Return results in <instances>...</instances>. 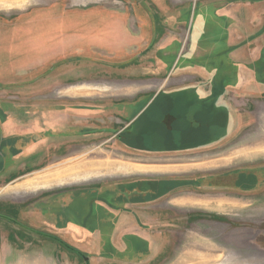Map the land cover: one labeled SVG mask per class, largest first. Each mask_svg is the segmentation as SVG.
Instances as JSON below:
<instances>
[{
  "label": "rangeland",
  "instance_id": "374dc122",
  "mask_svg": "<svg viewBox=\"0 0 264 264\" xmlns=\"http://www.w3.org/2000/svg\"><path fill=\"white\" fill-rule=\"evenodd\" d=\"M226 2L0 0V121L6 119L5 111L18 113L25 107H38L43 121H46L43 114L56 110L61 125L74 122L73 117L76 123L89 125L67 126L75 129V138L62 140L65 132H61L60 141L52 142L48 157H40L37 164L25 162L28 168L41 166V171H35L39 174L48 171V165L58 163L54 167L59 172L58 178H44V187L36 186L35 192L17 188L18 183L35 173L29 171L10 185L11 191L0 188V217L6 214L22 220L18 228L0 218V257L2 251H21L28 257L38 256L37 260H43L44 264H91L58 241L36 235L30 229L25 234L23 224H29L41 232H55L85 251L100 248L91 242L69 240L60 230L64 225L59 228L50 225L54 224L52 219L56 214L63 213L62 204H54L51 194L74 188L83 194L84 189L86 197L76 199L72 208L97 209L104 203L107 206L113 203V188L117 182L133 178L132 173L167 168L120 157L143 163L176 164L171 168L178 171L174 175L179 177L195 176L200 171L197 168L207 166L193 164L195 159L209 161L210 156L218 158L233 153L236 157L219 167L213 181L201 176L159 184L158 195L166 187L186 183L177 192L168 194V199L184 196V191H188L191 194L187 197L210 203L207 206L169 204L171 218L178 220H170L167 226L161 221L162 225L155 231L170 230L165 233L170 243L164 244L170 252L165 247L162 251L163 243L156 244L161 250L157 253L156 247L157 257L149 262L264 264V65L262 60L246 64L235 59L236 48L228 42L232 22L229 16L199 12L201 6H212L217 11ZM197 3L200 7L195 16ZM260 16L253 17L255 26H259ZM234 25H239L238 19ZM169 87L178 88L181 95L171 108H159L170 95L161 94L155 100L157 92L174 89ZM227 88L224 94L221 90ZM222 93L230 106L217 101ZM164 110L179 116L178 125L170 133L166 126H153ZM143 113L130 129L122 132L124 136L115 137L132 116L131 123ZM131 132L137 139L129 143ZM221 143L225 145L209 156L151 153L188 152ZM207 182L215 187H207ZM52 183L58 186L50 187ZM100 187L108 192H103L99 196L101 201L97 202L95 194ZM116 201L121 207L122 200L116 196ZM25 203L27 206H18ZM34 208L42 213L23 216L24 211L27 214ZM86 224L89 226L85 230L93 234L98 223L92 219ZM110 232L111 223H107L102 232L103 242L109 239ZM75 235L77 239L83 238L81 233ZM103 242L100 249L109 252L108 241L105 247ZM137 246L147 247L139 243ZM152 249L146 253H153ZM12 261L17 263L16 258Z\"/></svg>",
  "mask_w": 264,
  "mask_h": 264
},
{
  "label": "crops",
  "instance_id": "0c3cea01",
  "mask_svg": "<svg viewBox=\"0 0 264 264\" xmlns=\"http://www.w3.org/2000/svg\"><path fill=\"white\" fill-rule=\"evenodd\" d=\"M86 1L92 2L99 0H85V1L83 0V2ZM227 1L228 2H226L224 6L218 8L217 11H213V10L209 11L208 6H205L206 10H204L205 8L204 7L201 8L200 12L201 14H208L212 12V13H216V15L218 16H224V15L229 16L232 22L229 24V28H228L230 35L228 42L229 45H231V47L236 48L233 49L235 59L241 60L243 63L246 64L255 62L256 60L257 61L262 60V65H264V53H263L264 49H262L264 47V13L262 15V8H264V0H227ZM257 5H261V6L257 8ZM213 9H215V7H213ZM255 14L261 15L259 18L261 19V21L258 22L260 23L259 26H255V24L252 23V19L255 16ZM237 19L239 20L238 26L234 25L235 20ZM169 88H174V87H169ZM230 88H234L238 90L241 87H230ZM166 89L168 88H163L162 90H166ZM228 89L229 88L224 89L223 93L225 94L226 93L225 90ZM172 90L179 91L178 88L171 89V91ZM223 93L221 96H219L218 98L219 100L217 99V101H219V103L225 102L227 103V105L230 106V104L222 98L224 95ZM263 95L264 92L262 93V96ZM4 114L6 115V119H2L0 121V188L5 187L1 190H4L6 192L11 191L12 187H10V185L13 182H16L17 179H20L23 176H25L27 172L30 171L31 173L39 170L41 166L35 167V165L37 164L36 160L38 161V159H40V157L42 158V156L43 157L45 156V158L48 157L49 153H51L53 149L52 142L56 141L57 139L60 141L61 132H65L61 136V138L63 137L62 140L65 139L68 141L70 138L71 139L75 138V133H74L75 129L69 128L67 126L87 125L84 122L76 123L75 117H73L72 119L74 120V122L71 123L67 122L66 125L64 124L61 125L58 122V113L56 112V110L54 111L50 110L49 113L43 114L44 118L46 119V121L45 120L43 121L42 113L38 112V107L34 109L31 108L29 109L25 107L23 111L21 112L18 111V113H14L11 110H9V111H5ZM141 117H139L136 121H134L133 124H135ZM175 120L178 121L177 119ZM262 120L264 125V117ZM176 121H174L173 124H171L170 126H166L168 127L167 129L168 133H170V131L174 129L175 125H178ZM153 126L156 125L153 124ZM131 127L132 126L129 127L125 126L123 130L124 129L128 130ZM261 128L262 127H260V129ZM79 132H82V130H80ZM160 134L165 135L162 134L161 131ZM162 137L164 138V136ZM135 139H137V135L131 132V136L129 137L128 140L129 143L135 141ZM225 143H221L218 146H214V147H206L200 150L188 151V152L174 150L172 152L164 151V152H151V153H163L166 154V156H177V155H191L194 157L201 155L209 156V154H213L214 152H217L218 148L224 146ZM235 157L236 155H233V153H227V154H223L221 157L219 156L218 158L210 156L209 161L208 160L200 161L195 159V161L192 162L193 164L201 163V164H207V166L199 167V168L196 167L197 169H200V171L195 176L184 174L182 176L179 175V177L178 175H174L177 174L174 172H178V171L171 168L176 164L143 163L139 161V159H134L131 157L128 159H124L120 157L123 160H135L137 163L139 162L141 164H150V165H158V166L161 165L167 168L153 172L132 173L135 175L133 178L125 181L117 182L116 184L117 186H115L112 190L114 193V198H113L114 204L110 203L107 206V204L104 203L103 207L101 208H97V209L91 208L89 211L90 215L89 214L83 215L85 218L94 219L98 223L93 234L89 235L88 231L85 230L82 226L74 224V222L71 221L69 222L67 227L61 230V232H65L67 235L73 236V238H69V240L71 239V241L91 242L94 246L101 248L103 242L101 238L103 236L101 233L100 226L103 223L104 224L111 223L112 229L108 236L109 239H107L109 243L108 247H111L110 251L109 252L105 250L103 251V249L100 248L90 249L89 257H88L89 262L91 264H150L149 261L152 262L156 259L157 253H159L161 248L163 251V248L165 247L166 252L168 251L170 252V248L168 246H165L166 243H170L169 242L170 240H168L169 239L168 234L167 236L165 234L167 231L169 232L170 230L168 229L166 231L165 229H163V230L155 231L157 226L162 225L161 221H163V225L167 226L171 224L169 223L170 220H178V218H174V219L171 218L170 212L172 210V207L169 204H173L175 206H185L189 204L193 206H207L210 203V201L209 203L207 202L208 200L204 201L205 199L202 200V199L187 197L189 194H191L188 193V191H184L185 192L184 196H177L168 199L166 197L168 196V194L172 193L173 191L174 193L177 192L176 189L181 186H186V183H182L185 185L181 184V186L179 183V185L177 186L172 185L169 186L168 188L164 185L166 189L164 190L163 193L158 195V191H159L158 188L160 186L159 184H162L164 181H169V180L170 181L176 179L188 180L191 178L192 179L197 177L200 178L201 176L209 177L208 181H213L214 177L220 172V170H218L219 167L221 165H227ZM120 158L118 157L116 159H120ZM218 159H222V161L224 162L220 164L219 162L220 160L218 161ZM27 161L31 162L32 164L34 163L36 164L33 167L28 168V165L25 164V162ZM57 164L58 163L48 165L46 168L50 167V169L45 173L44 172L41 174L37 173L41 170L35 172L32 175V177L27 178L23 182L18 183L16 187L25 189V191L28 192H33L34 189L35 191H37L38 188H36V186L38 187L43 186L42 181L44 178L59 177V172L58 171L56 172L54 170V167ZM211 169L214 171H212ZM226 173L229 175L230 172L227 171ZM262 173L264 174L263 170ZM34 175L36 176L33 177ZM126 175H130V174H126ZM207 184H208L207 187L209 188L215 187V185H212L210 182H207ZM53 186L55 187L58 185L52 183L50 187ZM200 186L201 185H197L196 187H200ZM230 187L233 188L232 185ZM106 190H107L106 188L102 189L101 187L100 189H98V191L95 190L97 191V193L94 192L93 194L96 193L95 195H98L96 197L97 202L101 201V197L99 196L103 194V192L104 193L108 192ZM84 191L85 190L83 189V194H82V192L80 193L78 192V190H76V188H74L67 191L57 192L56 194H51L54 199L52 201H54V204L61 203L62 204V205L60 204L61 208L64 207L67 210H70L72 206L75 204L76 199L77 200L83 199L81 198L82 196L86 197V195H84L85 194ZM155 195L158 196L154 197ZM116 196L122 200V204H124V207L130 211L123 210L122 207L121 208L119 207L116 201ZM124 200L126 202H124ZM4 201L11 202L8 199H5ZM20 201L21 198H19V202ZM39 210L38 208L30 209L29 213L25 215L27 217L28 215L30 217L35 215L36 216L40 215L42 212L40 213ZM73 210L75 213L72 212L70 214H65L66 216L63 215V213H59V215L56 214L54 217L56 220H60L64 218L77 219L80 213L83 212L82 208H79L77 210L73 209ZM79 211L81 212L79 213ZM166 212H168L169 215H167ZM83 216H80L81 217L80 219L84 218ZM138 220L139 221L142 220L145 224H149L151 228L143 229L142 227H140ZM66 229H72L76 233H81L83 238L77 239L76 238L77 235H75L76 233L74 234L72 230H66ZM97 238L99 239L96 240ZM107 241L103 242L104 247L106 246ZM138 243L140 245L144 244L147 247L142 249L140 248V246L139 247L137 246ZM159 243H163L161 248L160 246L156 245ZM153 247H155V249H152ZM156 247L158 248L157 253L155 252ZM151 249L153 253L151 254L146 253ZM2 252L4 253L6 251H2ZM18 256H19L18 262L15 264H44L43 260H37L38 256L28 257L25 252H23L22 254H18ZM42 257H43L42 255L39 256V258L41 259Z\"/></svg>",
  "mask_w": 264,
  "mask_h": 264
},
{
  "label": "flooded vegetation",
  "instance_id": "af4514ba",
  "mask_svg": "<svg viewBox=\"0 0 264 264\" xmlns=\"http://www.w3.org/2000/svg\"><path fill=\"white\" fill-rule=\"evenodd\" d=\"M165 91H167V90H162V89H160L157 93H158V96H156L155 97V100L157 99V98H159L160 97V95L161 94H167V95H170V96H166V98H164V100L162 101V103L160 104V106H159V108L161 107V108H163L164 107V109H165V107L168 109V108H171L172 107V104L174 103L175 104V101H176V98H177V96L178 95H181V93H179V91L177 92V91H170V92H165ZM139 98V97H138ZM136 100H137V98H136ZM132 101H135V100H132ZM131 101V102H132ZM154 101V100H153ZM173 104V105H174ZM128 105H130V103H128L127 104V106ZM128 109V108H127ZM170 110H164V114H163V116L162 117H160V118H156V116H155V118H156V122H154L153 124L154 125H156V126H170L171 124H173V122L174 121H176L175 119H178V115H175V114H173V113H171V112H169ZM145 113V112H144ZM144 113L142 114V115H140L139 117H141V116H143L144 115ZM127 115V114H126ZM126 115H124V116H126ZM134 117L132 116L131 118H130V120H128L124 125H122V126H127V127H129V126H132V125H134L133 124V122L131 123V121H132V119H133ZM138 119V118H137ZM136 119V120H137ZM135 120V121H136ZM87 126H89V125H87ZM104 126H111V125H104ZM125 130V129H124ZM123 129H122V131L119 133V134H117V135H115V137L116 136H124L123 134H122V132L124 131ZM126 131H127V129H126ZM125 131V132H126ZM127 140L125 139V142H126ZM250 167V166H249ZM249 177H253V178H255L254 177V175L253 176H249ZM244 188V187H243ZM245 189V188H244ZM245 190H247V189H245ZM80 200V199H79ZM11 205H16V203H12V202H9ZM18 206H26L25 204H19ZM121 207H122V209L123 210H126V211H130V210H128V209H126L125 207H124V204H122L121 205ZM120 207V208H121ZM62 209V211L61 212H63V215H65V214H70V213H72V212H74V208H71L70 210H67L66 208H60V210ZM82 211H83V213H80V211H79V213H80V215H79V219L77 218V219H74V218H72V219H66V218H64V219H60V220H56V219H52V221L54 222V224L52 223V224H50L51 226H53L54 228H56V227H58L59 228V226H61V225H64L65 227H67V225L69 224V222L71 221V222H74V224H77V225H80V226H82L84 229L86 228V227H88L89 225H87L86 223L88 222V221H92V219H87V218H85L83 215H86V214H89L90 212V209L88 210V209H86V208H83L82 207ZM121 209V210H122ZM75 210H77V209H75ZM133 211V210H132ZM135 212V211H134ZM24 213V215L23 216H25V211L23 212ZM75 213V212H74ZM5 214V213H4ZM165 214V213H164ZM163 214V215H164ZM166 214L167 215H169V213L168 212H166ZM6 215V214H5ZM5 215H1V217L0 218H3V219H5L6 221H8L9 222V224H12V226L14 225V226H17L18 228H19V226H21V225H19L18 226V224H19V220L22 222V220L21 219H17V217H15L16 219H12V218H9L8 216H5ZM90 215V214H89ZM66 216V215H65ZM80 216H83L84 218H82V219H80L81 217ZM22 218V217H21ZM24 218V217H23ZM52 218V217H51ZM24 220L26 221V219L24 218ZM93 221H95L94 219H93ZM139 221V220H138ZM85 222V223H84ZM95 223H97L96 221H95ZM29 225V224H28ZM28 225H26V224H23V226H24V232H25V234L28 232L27 230L28 229H30L34 234H39V235H42V236H45V237H47V238H49V239H53V240H55V241H58L61 245H63L66 249H68V250H70V251H74V252H76L77 254H79L81 257H83V258H87L88 259V257H89V251H85V250H83L82 248H79V247H77V246H75V245H73V244H71L70 242H68L66 239H64L61 235H58V234H56L55 232H53V233H49V232H41V231H38V230H36V229H34V227H31L30 225L28 226ZM139 225H140V227H142L143 229H149V228H151V226L149 225V224H145L142 220H140L139 221ZM65 227H60V230H62V229H64ZM104 227H105V224L103 223V224H101V226H100V228H101V233L104 231ZM111 229H112V225H111ZM109 235V234H108ZM71 236L70 235H68V239L70 238ZM19 239L21 240V238L19 237ZM21 242H24V241H22L21 240ZM20 242V243H21ZM19 243V245H18V248L20 249V248H22V243L20 244ZM88 252V253H87ZM23 252H20V251H11V252H2L1 254L3 255V256H1L0 257V264H15L13 261L12 262H10V260L12 259V258H16V262H18V257L20 256H18V254H22ZM2 259V260H1Z\"/></svg>",
  "mask_w": 264,
  "mask_h": 264
},
{
  "label": "trees",
  "instance_id": "16d2710c",
  "mask_svg": "<svg viewBox=\"0 0 264 264\" xmlns=\"http://www.w3.org/2000/svg\"><path fill=\"white\" fill-rule=\"evenodd\" d=\"M200 7V5H199V3H197V5H196V8H195V16H196V14H197V10H198V8ZM201 8H203L202 6L200 7V10H201ZM206 8H204V10H205ZM213 9V7L212 6H210L209 8H208V10H212ZM200 12V11H199ZM222 92H223V89L221 90Z\"/></svg>",
  "mask_w": 264,
  "mask_h": 264
},
{
  "label": "bare ground",
  "instance_id": "6f19581e",
  "mask_svg": "<svg viewBox=\"0 0 264 264\" xmlns=\"http://www.w3.org/2000/svg\"><path fill=\"white\" fill-rule=\"evenodd\" d=\"M262 140V139H261Z\"/></svg>",
  "mask_w": 264,
  "mask_h": 264
}]
</instances>
